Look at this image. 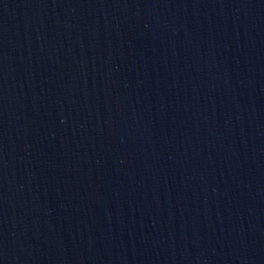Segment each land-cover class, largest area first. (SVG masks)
Listing matches in <instances>:
<instances>
[{
  "label": "water",
  "instance_id": "1",
  "mask_svg": "<svg viewBox=\"0 0 264 264\" xmlns=\"http://www.w3.org/2000/svg\"><path fill=\"white\" fill-rule=\"evenodd\" d=\"M0 264H264V0H0Z\"/></svg>",
  "mask_w": 264,
  "mask_h": 264
}]
</instances>
